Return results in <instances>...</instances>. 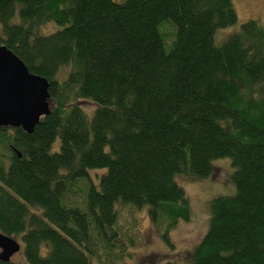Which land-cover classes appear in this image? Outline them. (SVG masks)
<instances>
[{"label":"trees","instance_id":"trees-1","mask_svg":"<svg viewBox=\"0 0 264 264\" xmlns=\"http://www.w3.org/2000/svg\"><path fill=\"white\" fill-rule=\"evenodd\" d=\"M236 22L232 0H0V45L49 81L51 110L32 133L0 127V231L24 255L0 264H94L117 204L147 207L172 246L191 213L176 176L222 157L234 193L209 201L191 264H264V26L216 39ZM80 180L83 207L66 200Z\"/></svg>","mask_w":264,"mask_h":264},{"label":"rangeland","instance_id":"rangeland-1","mask_svg":"<svg viewBox=\"0 0 264 264\" xmlns=\"http://www.w3.org/2000/svg\"><path fill=\"white\" fill-rule=\"evenodd\" d=\"M232 2L237 14V22L219 30L216 35L217 40H221L229 32L237 29L241 23L250 19L258 20L264 26V0H232ZM81 105L88 114H92L96 108V104L90 100L82 101ZM58 145L59 139L54 142L53 148L57 149ZM212 165L213 172L208 178L197 179L183 173L176 176L177 183L188 197L191 213L187 221H179L168 232L172 246L162 240L160 235L162 229L151 222L147 207L135 208L126 204H117L116 227L119 236L113 241L114 246L111 250L98 248V256L94 258V264H164L167 261L191 264V253L207 230L209 201L216 196L234 193L231 180L234 168L231 159L218 158L212 162ZM102 171L90 170V178L95 180ZM86 186L85 180L76 183L67 194V202L83 207ZM15 238L22 245L20 237ZM11 261L24 262L22 248L12 256Z\"/></svg>","mask_w":264,"mask_h":264},{"label":"water","instance_id":"water-1","mask_svg":"<svg viewBox=\"0 0 264 264\" xmlns=\"http://www.w3.org/2000/svg\"><path fill=\"white\" fill-rule=\"evenodd\" d=\"M49 101V81L30 72L11 49L0 45V127H19L32 133L51 112ZM21 248L16 238L0 231V261H11Z\"/></svg>","mask_w":264,"mask_h":264}]
</instances>
